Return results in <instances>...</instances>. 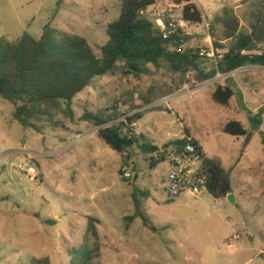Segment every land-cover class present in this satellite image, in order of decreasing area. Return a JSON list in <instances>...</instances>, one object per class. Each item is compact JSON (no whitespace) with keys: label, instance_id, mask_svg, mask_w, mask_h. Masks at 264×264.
<instances>
[{"label":"rangeland","instance_id":"374dc122","mask_svg":"<svg viewBox=\"0 0 264 264\" xmlns=\"http://www.w3.org/2000/svg\"><path fill=\"white\" fill-rule=\"evenodd\" d=\"M180 1L184 6L187 0ZM244 1L248 0H202V23L185 22L183 6L175 8L171 19L190 39L183 49L214 47L210 26L226 8L247 26ZM157 4L164 7L177 0ZM121 5L122 0H0V39L15 42L25 32L40 38L50 24L84 37L101 57L107 27L119 18ZM216 30L220 36L225 33L222 25ZM215 68L213 61L202 59L204 75L180 73L162 62L141 77L118 72L96 78L73 99L72 116L60 102L36 123L40 133L21 126L13 104L0 98V264H31L33 259L71 264V252L85 246L93 255L90 264H264V257L258 256L264 251L262 138L251 131L237 97L228 106L213 100L217 85L226 83L204 77ZM230 79L248 110H264V68L244 67ZM186 84L194 89L189 97L182 94ZM142 97L154 102L131 111L132 105L143 106ZM164 97L172 98L170 107L159 102ZM106 110L118 115V123L129 118L127 124L141 112L143 118L132 125L133 131L144 134L163 153L166 145L183 138L184 127L189 128L205 156L231 172L236 205L207 191L198 198L168 199V152L165 162L151 168V156L134 147L129 165L122 167L121 155L83 120L86 112ZM231 120L251 131L246 147L244 137L224 133ZM30 167L36 176L28 173ZM120 169L130 173L124 175L126 182ZM136 203L158 233L144 227L141 218L126 220L135 214Z\"/></svg>","mask_w":264,"mask_h":264},{"label":"trees","instance_id":"16d2710c","mask_svg":"<svg viewBox=\"0 0 264 264\" xmlns=\"http://www.w3.org/2000/svg\"><path fill=\"white\" fill-rule=\"evenodd\" d=\"M156 0H122L121 13L117 20L107 27L108 41L101 48L98 57L88 41L76 34L53 28L47 24L40 38L25 32L17 41L0 39V98L14 106V117L24 128H32L38 133L41 128L36 124L51 111L65 102L69 115H73V99L96 78L121 72L141 77L151 73L150 67L159 68L162 62L167 63L175 72L185 73L201 70L200 51L183 49L190 39L183 36L180 29L165 37L150 16L140 12L154 5ZM178 4L182 1L177 0ZM246 6L247 26H243L233 11L224 9L217 15L210 30L215 50H225L218 59L216 68L207 78H213L217 72L227 74L248 66L264 68V0L244 1ZM183 20L190 23H202L203 14L198 6L190 0L183 6ZM234 23V26L231 25ZM224 28L223 36L218 35L216 25ZM237 97L242 110L246 111L251 131L260 133L264 152V110L257 113L248 110L240 91L236 90L232 79H226L224 85H217L212 94L215 102L228 106ZM143 106L132 105L131 111L152 104L150 98L142 97ZM143 118L141 112L132 116L130 124L120 123L118 115L110 110L100 113L86 112L83 120L97 128V133L105 143L122 157V167L129 165V153L136 147L145 155L151 156L150 166L155 168L166 161L168 154L183 156L185 146L190 142L203 162L202 175L207 177L206 189L215 199L226 198L233 192L231 172L226 170L220 161L205 156L199 142L192 137L189 128L184 127V136L165 146L166 153L153 145L144 134L134 132L132 125ZM224 133L234 137H244V146L250 141V132L240 121L231 120L223 128ZM170 149V153L168 151ZM122 180L126 174L119 171ZM136 201V195L133 194ZM134 215L126 217L133 222L141 218L144 227L153 233L159 228L139 210L136 203ZM95 219H90L89 231L94 230ZM71 264H90L93 255L85 246L71 252ZM31 264H50L49 259H33Z\"/></svg>","mask_w":264,"mask_h":264},{"label":"built area","instance_id":"2783aa9c","mask_svg":"<svg viewBox=\"0 0 264 264\" xmlns=\"http://www.w3.org/2000/svg\"><path fill=\"white\" fill-rule=\"evenodd\" d=\"M183 4H172L167 6H158L157 1L154 5L149 7L147 10H142L140 14L142 16H150L153 18L156 26L165 33V37L178 31L176 24L171 19L173 10L177 7H182ZM212 37L208 34L207 41L211 45ZM199 56L202 59L211 60L217 66L218 59L221 55H216L214 47L204 49L200 51ZM237 70L227 74L217 72L216 79H228L235 75ZM194 89L186 84L183 88L182 94L186 97L193 95ZM163 105L170 107L172 102L171 97H164L160 101ZM156 104V103H155ZM153 105L149 106L152 107ZM185 153L183 156L172 155L170 159V170L167 177L168 187L166 188V194L168 199H177L182 196H188L191 198L200 197L206 189L207 177L202 175V158L195 154L194 146L188 142L185 146ZM28 173L32 176H36V169L30 167ZM127 177H130V173L126 172Z\"/></svg>","mask_w":264,"mask_h":264},{"label":"crops","instance_id":"0c3cea01","mask_svg":"<svg viewBox=\"0 0 264 264\" xmlns=\"http://www.w3.org/2000/svg\"><path fill=\"white\" fill-rule=\"evenodd\" d=\"M157 1V0H156ZM193 2L199 7V8H203V5H202V0H193ZM156 3V2H155ZM173 101V100H172ZM138 134V133H137ZM140 134V133H139ZM233 187V186H232ZM235 196V195H234ZM264 253V251L262 250L261 252H259V254H258V256L259 257H264V256H262V255H264L263 254Z\"/></svg>","mask_w":264,"mask_h":264},{"label":"water","instance_id":"95a60500","mask_svg":"<svg viewBox=\"0 0 264 264\" xmlns=\"http://www.w3.org/2000/svg\"><path fill=\"white\" fill-rule=\"evenodd\" d=\"M227 200H228L231 204L236 205V202H235V196H234L233 193H231V194H229V195L227 196Z\"/></svg>","mask_w":264,"mask_h":264}]
</instances>
